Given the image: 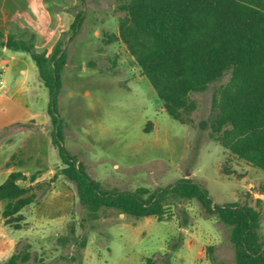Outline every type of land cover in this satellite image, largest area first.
Returning a JSON list of instances; mask_svg holds the SVG:
<instances>
[{"label": "rangeland", "instance_id": "1", "mask_svg": "<svg viewBox=\"0 0 264 264\" xmlns=\"http://www.w3.org/2000/svg\"><path fill=\"white\" fill-rule=\"evenodd\" d=\"M81 12V28L72 39L71 25ZM122 15L116 0H0V42L9 33L25 38L33 33L38 51L51 53L59 41L67 48L57 102L64 144L105 188L157 189L189 177L219 205L237 201L258 209L264 239V171L229 153L199 127L211 115L216 88L229 75L192 94L198 107L187 123L174 119L118 38ZM4 49L0 46V72L4 66L8 70L0 75V110L6 111L1 123L9 125L0 134V162L15 153L14 162L26 163L13 169L38 177L32 183L35 202L24 209V228L5 225L0 202V263L30 244L31 258L22 264H76L71 256L79 252L83 264H148V259L153 264H236L230 227L207 215L197 200L171 205L164 220L110 207L91 219L76 185L60 173L64 163L53 142L49 91L35 61L27 52ZM21 184L31 185L29 180ZM83 238L85 248L78 243Z\"/></svg>", "mask_w": 264, "mask_h": 264}, {"label": "trees", "instance_id": "2", "mask_svg": "<svg viewBox=\"0 0 264 264\" xmlns=\"http://www.w3.org/2000/svg\"><path fill=\"white\" fill-rule=\"evenodd\" d=\"M116 9L123 13L118 38L174 119L187 123L198 107L192 94L206 91L229 75L216 88L211 115L201 120L199 127L208 130L209 137L229 153L264 171V0H116ZM81 24L82 12L71 25L72 39ZM35 38L33 33L29 38L9 33L0 46L27 52L35 61L49 91L48 111L55 125L53 142L64 163L60 173L76 185L91 219L99 218L102 207H110L136 218L156 216L164 220L171 205L197 200L207 215L218 217L230 227L236 264H264L261 213L254 206L237 201L219 205L202 184L189 177L157 189L135 190L108 189L94 179L64 144L57 102L67 48L59 41L51 53L38 51ZM15 158L14 153L6 162L7 168L26 163L22 159L14 162ZM37 177L38 173L28 176L19 169L0 183L5 225L24 228V209L35 202L37 194L32 183ZM26 180L31 185L21 184ZM260 193L264 196V183ZM78 243L85 248L87 239ZM30 247L27 244L0 264L29 261ZM213 247L210 245L208 250L211 252ZM71 260L83 264V254L79 252ZM148 264H153L151 259Z\"/></svg>", "mask_w": 264, "mask_h": 264}, {"label": "crops", "instance_id": "3", "mask_svg": "<svg viewBox=\"0 0 264 264\" xmlns=\"http://www.w3.org/2000/svg\"><path fill=\"white\" fill-rule=\"evenodd\" d=\"M3 48H5V47H3ZM7 48H5L4 49V52H5V50H6ZM6 67V70H5V72H4V74L6 73V71L8 70V67L7 66H5ZM22 72H24L23 71V69H22ZM3 74V75H4ZM4 86V80L2 79V85L0 86V89L2 88ZM4 98V96L2 97L1 95H0V102H1V100ZM5 113H6V111L4 112V111H1L0 110V134L2 133V131L4 130V129H6L7 127H8V125L9 124H5V123H1L2 121V119H3V117L5 116ZM8 160L6 159L5 161H4V163H1L0 162V166L2 167L1 169L3 170V166H5L6 165V162H7ZM13 167H15V166H11L10 168H6V169H4L5 170V177H4V179H3V181L7 178V176L10 174V172H12V171H14V170H19V169H13ZM2 181V182H3Z\"/></svg>", "mask_w": 264, "mask_h": 264}, {"label": "built area", "instance_id": "4", "mask_svg": "<svg viewBox=\"0 0 264 264\" xmlns=\"http://www.w3.org/2000/svg\"><path fill=\"white\" fill-rule=\"evenodd\" d=\"M5 70H6V67L4 66L3 69H2V71L0 72V75L1 76L4 74Z\"/></svg>", "mask_w": 264, "mask_h": 264}]
</instances>
